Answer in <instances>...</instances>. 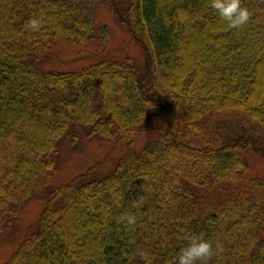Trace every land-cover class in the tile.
I'll return each instance as SVG.
<instances>
[{"label":"trees","instance_id":"1","mask_svg":"<svg viewBox=\"0 0 264 264\" xmlns=\"http://www.w3.org/2000/svg\"><path fill=\"white\" fill-rule=\"evenodd\" d=\"M107 2L143 60L60 70L43 68L53 46L100 47L106 25L79 0H0V231L43 204L3 264H176L194 236L212 244L206 264H264V180L244 176L245 152L264 158V0H241L238 28L209 0ZM219 115L255 129L229 134ZM77 124L110 148L153 141L101 178L56 182Z\"/></svg>","mask_w":264,"mask_h":264},{"label":"rangeland","instance_id":"2","mask_svg":"<svg viewBox=\"0 0 264 264\" xmlns=\"http://www.w3.org/2000/svg\"><path fill=\"white\" fill-rule=\"evenodd\" d=\"M91 10L95 24H105L107 36L105 43L98 47L95 44L86 48H79L73 44H58L52 47L51 60L43 64L44 69H73L99 59L101 56L131 55L143 60L144 54L140 42H137L125 29L119 20L110 12L107 0H79ZM124 0H120L123 2ZM215 119L223 120L224 130L229 134L247 137L253 126L228 115H219ZM77 136L60 140L55 157V181L66 182L72 177L89 173L92 179L101 178L109 174L116 164L123 158L139 154L145 146L153 141V135L140 136L132 145L110 148L107 142L98 135H88L82 125L77 124ZM252 127V129H250ZM260 136L264 137V126L260 129ZM247 164L245 181L252 177L264 180V158L258 153L248 150L244 154ZM244 181V182H245ZM43 204L37 199L25 200L18 210L15 219L0 231V264H3L12 251L19 245L26 234L37 229L38 220Z\"/></svg>","mask_w":264,"mask_h":264},{"label":"clouds","instance_id":"3","mask_svg":"<svg viewBox=\"0 0 264 264\" xmlns=\"http://www.w3.org/2000/svg\"><path fill=\"white\" fill-rule=\"evenodd\" d=\"M210 6L216 10L222 20L230 27L238 28L249 19V11L243 7L241 0H209ZM40 21L36 18L30 19L26 29L36 31L39 29ZM128 222L134 223L135 218L129 217ZM142 256H147L146 252H141ZM213 255L212 244L198 236L189 239L188 244L182 248L176 258V264H206V261Z\"/></svg>","mask_w":264,"mask_h":264}]
</instances>
